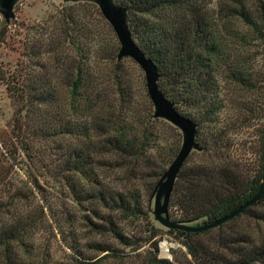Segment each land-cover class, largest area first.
Listing matches in <instances>:
<instances>
[{
    "label": "trees",
    "instance_id": "obj_1",
    "mask_svg": "<svg viewBox=\"0 0 264 264\" xmlns=\"http://www.w3.org/2000/svg\"><path fill=\"white\" fill-rule=\"evenodd\" d=\"M112 1L126 11L132 39L156 66L157 86L162 95L177 112L195 123L196 150H207L206 143H198L200 131L218 124L223 108L217 69L223 66L231 82L249 92L256 91V83L264 80V76L254 78L247 59L228 58L224 62L222 47L224 33L243 43H259L264 66V0H229L218 4L216 11L203 6L200 0ZM73 7H68V13L62 14L58 21L62 34L70 30L77 32L82 40L78 44L83 45L78 48V61L74 59L71 63L73 76L65 95L56 93L51 82L40 77L25 87H16L14 80L2 76L14 112L13 142L0 138V264H49L33 260L27 244L41 220L40 214H44L42 207H39L40 212L29 210L28 201L30 196L43 191L36 172L38 168L45 169L42 158L45 157V161L48 150L53 151L48 155L54 159L51 164L53 182L62 183L73 204L88 213L82 219L85 227L95 234H110L124 247L131 244L122 233L118 219L147 218V213L140 205L137 189L119 192L106 187L101 179L103 167L110 165L113 157L119 158L127 168L128 179L149 177L154 181V188L165 174L162 167L153 172L148 170L150 153L157 145L153 136L145 130L137 134L127 131L132 110L127 87L120 80H115L114 84V94L118 96L116 105L107 108L108 93L100 84L96 85L91 76L92 58L96 57L94 35ZM1 13L5 31L12 14ZM219 20L223 30L219 29ZM73 26L75 28L71 29ZM118 52V48L113 51L111 61L122 59L118 58ZM149 118H154V114ZM219 139L213 142L217 152L222 149ZM50 141L54 143L53 148L47 147ZM257 143L259 171L249 180H243L228 163L212 166L201 162L186 171L182 170L183 164L177 175L180 184L173 186L174 194L168 201V206L171 202L182 214L170 220L167 210L168 219L177 224L203 226L223 218L254 197L262 183L264 126L259 130ZM40 145L46 148L42 147V151ZM212 179L215 181L211 182ZM240 215H250L258 223V230L255 233L223 231L238 215L215 228L218 233L214 244L208 246L199 238L211 230L168 231L181 241L194 264H264V195ZM156 233L151 227L150 237H155ZM98 247L100 253L108 251L106 247ZM154 249L146 264H174L157 258L156 243ZM74 261L88 264L79 259Z\"/></svg>",
    "mask_w": 264,
    "mask_h": 264
},
{
    "label": "rangeland",
    "instance_id": "obj_2",
    "mask_svg": "<svg viewBox=\"0 0 264 264\" xmlns=\"http://www.w3.org/2000/svg\"><path fill=\"white\" fill-rule=\"evenodd\" d=\"M200 2L203 6L216 11L218 4L228 3L229 0ZM70 6H74L72 10L86 20L90 32L94 35L96 57L92 58L91 76L96 85L100 84L107 91L105 100L107 108H114L116 105L118 96L114 94L116 89L114 84L115 80H120V83L127 87L132 110L127 131L137 134L145 130L149 136H153L151 137L157 145L156 151L150 153L152 169L150 166L148 170L153 172L152 170H156L157 167H162L167 172L182 147L183 133L181 129L161 117L149 118L155 113V108L147 93L143 71L129 58H122L118 62L111 61L113 51L116 48L120 50L119 42L98 6L88 0H17L12 6V17L7 20L5 31V20L0 8V138L6 142L11 141V121L14 112L2 76L14 80L16 87H25L28 82L40 77L41 80L50 81L56 93L62 95L67 93V85L73 76L71 63L74 59L78 61V48L83 46L78 44L82 40L77 32L70 30L65 32L67 33L65 35L61 33L58 21L62 14L68 13ZM221 23L219 20L220 30ZM222 43L224 62L228 58L247 59L254 78L264 76L259 43H243L227 33H224ZM64 54L71 59H66ZM253 58L255 61H252ZM217 70L219 96L223 106L219 123L201 129L198 143L202 145L206 143L207 150L192 149L182 170L186 171L201 162L212 166L219 162L228 163L241 174L243 180H249L259 171L260 166L257 140L259 130L264 126V80L256 83V91L249 92L231 82L223 66ZM217 138H221L219 140L222 149L219 152L213 147V142ZM49 146L53 148L54 143L51 142L47 147ZM45 154L47 157L45 161L43 157L42 161L46 167L38 168L36 172L43 191L30 196L28 201L29 210L40 212L39 207H42L44 213L40 214L41 220L27 241L33 260H44L49 264H77L74 259L88 264H146L148 258L155 253L156 243L157 258L168 259L174 264H194L181 241L155 219L154 196L159 182L154 188V181L149 177L138 176L136 179H128L127 168L119 158L113 157L112 163L103 167L101 179L106 187L119 192L128 191L130 188L137 189L140 194V205L147 213V218L118 219L122 233L131 244L124 247L110 234H95L91 228L85 227L82 219L83 215L88 213L73 204L69 192L62 183L53 182L51 167L54 159L48 156L53 154V151L48 150ZM211 178L210 176L209 180ZM214 181L215 179H212L211 182ZM178 183L180 184V180L176 177L174 185ZM237 187L241 188V185ZM173 194L174 192L171 196ZM171 204L170 202L168 206V216L173 220L182 212ZM162 217L164 218V215ZM151 227L157 230L156 236L152 238L149 234ZM223 229L255 233L258 230V223L250 215H239L229 228ZM217 233L215 228L211 229V232L199 240L206 246L214 244ZM164 242L168 244L166 254L160 249ZM98 246L106 247L108 251L100 253ZM224 257L232 259L229 255Z\"/></svg>",
    "mask_w": 264,
    "mask_h": 264
},
{
    "label": "water",
    "instance_id": "obj_3",
    "mask_svg": "<svg viewBox=\"0 0 264 264\" xmlns=\"http://www.w3.org/2000/svg\"><path fill=\"white\" fill-rule=\"evenodd\" d=\"M16 1L17 0H0L1 10L6 13L11 12L12 6ZM88 1H91L98 6L103 18L109 23L113 32L115 33L120 45L118 58L131 59L143 71L147 93L155 108L154 117H161L164 120H167L181 129L183 133L182 147L167 172H165L162 180L158 183L155 191L154 216L157 222L167 229L181 230L187 233H201L217 228L229 222L236 216L240 215L244 210L252 207L258 201H260L264 195V167L262 170V183L256 195L248 202L244 203L242 206L223 218L203 226L182 225L171 222L168 219V201L174 186L175 179L192 149H197V144L195 141L196 125L190 118H187L177 112L174 109L173 104L166 100V98L160 92L157 86L158 76L156 72V66L145 56V54L139 49L132 39L126 24V11L119 6H116L112 0ZM162 215H164V218ZM160 249H162V246H160Z\"/></svg>",
    "mask_w": 264,
    "mask_h": 264
},
{
    "label": "bare ground",
    "instance_id": "obj_4",
    "mask_svg": "<svg viewBox=\"0 0 264 264\" xmlns=\"http://www.w3.org/2000/svg\"><path fill=\"white\" fill-rule=\"evenodd\" d=\"M167 249H168V244H166V243L164 242V244L162 245V252L166 254Z\"/></svg>",
    "mask_w": 264,
    "mask_h": 264
}]
</instances>
